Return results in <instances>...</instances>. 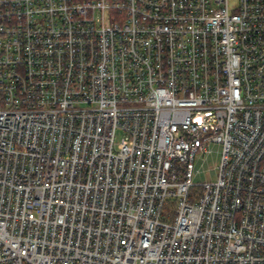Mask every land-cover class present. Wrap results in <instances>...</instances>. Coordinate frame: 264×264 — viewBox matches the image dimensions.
<instances>
[{
    "label": "built area",
    "instance_id": "2783aa9c",
    "mask_svg": "<svg viewBox=\"0 0 264 264\" xmlns=\"http://www.w3.org/2000/svg\"><path fill=\"white\" fill-rule=\"evenodd\" d=\"M262 263L264 0H0V264Z\"/></svg>",
    "mask_w": 264,
    "mask_h": 264
},
{
    "label": "rangeland",
    "instance_id": "374dc122",
    "mask_svg": "<svg viewBox=\"0 0 264 264\" xmlns=\"http://www.w3.org/2000/svg\"><path fill=\"white\" fill-rule=\"evenodd\" d=\"M233 2V0H232ZM119 134L117 133L115 140H119ZM214 149H219V145H214ZM218 164V157L215 153H208L203 159H199L196 168L199 172L194 176V181L203 182L206 180H215L216 178V165Z\"/></svg>",
    "mask_w": 264,
    "mask_h": 264
},
{
    "label": "trees",
    "instance_id": "16d2710c",
    "mask_svg": "<svg viewBox=\"0 0 264 264\" xmlns=\"http://www.w3.org/2000/svg\"><path fill=\"white\" fill-rule=\"evenodd\" d=\"M173 213H174V200L169 199L163 205L161 216L163 219L170 220L172 218Z\"/></svg>",
    "mask_w": 264,
    "mask_h": 264
}]
</instances>
